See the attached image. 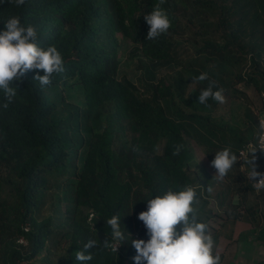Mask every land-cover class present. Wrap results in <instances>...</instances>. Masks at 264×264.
Here are the masks:
<instances>
[{
    "label": "trees",
    "instance_id": "obj_1",
    "mask_svg": "<svg viewBox=\"0 0 264 264\" xmlns=\"http://www.w3.org/2000/svg\"><path fill=\"white\" fill-rule=\"evenodd\" d=\"M157 4L171 27L149 40L147 26L141 38L145 55L175 62L196 77L207 72L208 79L198 82L199 92L214 83L213 91L223 88L225 96L244 98L236 89L242 85L264 102V0H25L22 6L0 0V31L9 17L18 16L23 25L37 29L38 46L55 45L64 59V71L43 88L34 80L43 72H27L16 82L17 96L7 109L0 90V175L7 176H0V195L4 185L15 194L13 203L0 199V264H34L49 242L62 249L55 264H135L132 239L150 238L138 219L147 200L186 185L196 189L197 219L208 225L207 187L190 168L185 137L206 146L209 159L213 148L230 146L238 154L249 141L230 138L209 115L180 107L176 97L178 89L186 92L184 83L152 84L145 95L119 78L117 32L127 34V21L131 25L136 14L147 15ZM68 82L82 87L85 107L60 117L68 108L64 91L58 98L48 92ZM218 104L210 99L207 106ZM64 124L71 125L73 135L70 130L67 135ZM177 145L182 147L174 155ZM255 156L264 162V151ZM54 174L64 178L61 188L68 193L73 188L74 194L67 207L54 202L53 212L43 217L45 203L37 198L44 197ZM242 188L264 201V189ZM252 208L250 221L264 244V223ZM112 215L120 216L125 234L117 252L103 246L111 236L106 220ZM89 240L97 244L86 252L92 259L75 260Z\"/></svg>",
    "mask_w": 264,
    "mask_h": 264
},
{
    "label": "rangeland",
    "instance_id": "obj_2",
    "mask_svg": "<svg viewBox=\"0 0 264 264\" xmlns=\"http://www.w3.org/2000/svg\"><path fill=\"white\" fill-rule=\"evenodd\" d=\"M143 14H136L133 23L127 21V34L118 31L119 46L117 58L119 60L118 76L121 80L130 81L138 86L140 91L149 95L150 85L166 82V84L177 87L179 83H184L186 92L184 94L177 91L176 102L187 112L195 111L209 115L212 122L222 127L229 133L230 138L243 139L245 141L255 140L260 131L258 116L263 111V99L254 89L244 88L237 85L236 89H242L239 93L245 94L244 98L235 95L225 96L226 102L213 108L202 105L198 102L199 86L196 76L187 73L175 62H156L145 55L141 48V38L146 32L147 23ZM195 80V82H193ZM63 89V90H62ZM61 91H64L68 108L62 111L60 117H66L75 108L85 107V96L82 87L78 84L68 82L60 84L59 87L51 88L49 95L58 98ZM233 94V93H232ZM240 95V94H239ZM238 95V96H239ZM64 107L61 109L63 110ZM208 108V109H207ZM71 125L64 124L63 128L69 135ZM71 135L73 131L70 130ZM87 137V133H85ZM190 152L189 165L192 171L201 176L207 189L205 190V203L207 211L210 212L208 227L215 241V252L221 257V264H258L264 260V244L257 239L255 226L251 224L248 207L257 213V221L264 223V201L257 198L252 191H245L244 186L252 184L247 174L251 166H247V171L239 166L238 162L223 180L215 177L216 169L211 162L215 158V152L221 150L213 148L212 159L207 157V147L198 144L194 139L185 137ZM226 146L221 144V146ZM229 148H231L229 146ZM256 171L264 173V162L255 159ZM243 176V178L241 177ZM1 177H7L6 173H1ZM64 178L54 174L49 181L48 188L45 189L44 197L37 198L44 202L42 216H48L53 212V203L67 207L73 196V188L68 193L66 186L61 188ZM255 192H258L255 187ZM15 194L11 187L4 185L0 199L13 203ZM245 199V200H244ZM258 202V207L254 206ZM257 230V229H256ZM49 252V253H48ZM62 252L59 247H54L53 243H48L47 250L39 255L34 264H55L58 262V254Z\"/></svg>",
    "mask_w": 264,
    "mask_h": 264
},
{
    "label": "clouds",
    "instance_id": "obj_3",
    "mask_svg": "<svg viewBox=\"0 0 264 264\" xmlns=\"http://www.w3.org/2000/svg\"><path fill=\"white\" fill-rule=\"evenodd\" d=\"M12 2L17 6L25 4V0ZM160 3H164V0H160ZM144 19L149 26L146 37L149 40L167 33L171 27L167 12L159 4ZM3 24L4 29L0 31V90L6 100L3 107L7 109L17 96L19 87L16 82H22V77L27 72L42 71L43 75L37 72L34 80L43 88L52 83L54 74L64 71V59L55 45L46 48L38 46L37 29L32 25H23L18 16L9 17ZM207 79V72L195 78L201 82ZM214 88L215 84L209 83L207 88L201 89L198 102L207 105L211 99L225 103L224 89L213 91ZM260 127L264 130V120ZM259 139L261 146H248L247 162L251 170L247 177L252 181L253 187L262 190L264 175L256 171L254 165L257 149H264V135ZM181 147L177 145L173 154L178 155ZM237 162V153L229 147L215 152V158L211 162L216 169L215 177L223 180ZM196 198V189L186 185L179 191L169 189L162 195L147 200V210L141 212L138 219L144 223L150 238L147 241L132 239L131 245L137 253L134 257L135 264H221V257L215 252V241L208 225L197 219L194 207ZM106 225L111 229V236L103 241V246L117 252L118 246L125 240L120 216L112 215L106 220ZM94 246H97L96 241L89 240L83 250L76 251L75 260L90 261L92 255L86 252Z\"/></svg>",
    "mask_w": 264,
    "mask_h": 264
},
{
    "label": "built area",
    "instance_id": "obj_4",
    "mask_svg": "<svg viewBox=\"0 0 264 264\" xmlns=\"http://www.w3.org/2000/svg\"><path fill=\"white\" fill-rule=\"evenodd\" d=\"M262 65L264 66V54H263V57H262ZM264 120V117L262 116H259V124H261V121ZM261 128V127H260ZM261 135H264V130H260V133L258 135V138L256 141H249L248 143H246L244 145L243 148H241L239 151H238V161L241 165V168L245 170V162L248 160L249 158V153H248V146L251 144V145H256V146H261L260 145V136ZM257 151H264V149H257ZM259 178H257L256 182H258ZM92 217V216H91ZM20 243H24L26 244L25 240L21 239L19 240ZM118 249H119V246H118ZM117 249V250H118Z\"/></svg>",
    "mask_w": 264,
    "mask_h": 264
}]
</instances>
